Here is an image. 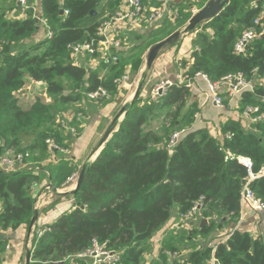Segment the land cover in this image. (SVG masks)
<instances>
[{"label": "trees", "instance_id": "trees-1", "mask_svg": "<svg viewBox=\"0 0 264 264\" xmlns=\"http://www.w3.org/2000/svg\"><path fill=\"white\" fill-rule=\"evenodd\" d=\"M0 1L5 6L0 8V153L27 155L25 161L38 153L45 160L50 155L47 140L59 146L61 152L68 149L66 140L70 138L58 122L57 112L53 115L54 106L67 112V107L80 106L81 99L99 89L107 97L98 102L109 104L117 93V81L130 69L135 73L145 49L137 46L115 53L118 63L91 71L76 66L71 59L70 47L98 45L100 26L115 17L122 0H107L104 5L103 0H27L28 8H22L21 20L9 19L7 13L16 7ZM186 1L181 0L180 5ZM253 1L231 0L223 14L202 25L194 41L197 50L191 55V62H179V68L186 69L187 80L201 74L214 83L237 73L247 80L264 79V40H254L244 57L233 53L234 44L242 32L254 26L255 20L261 23L258 33L264 28V0H257L256 7ZM37 3L40 19L52 37L24 45L37 28ZM180 5L168 27L153 33L147 47L187 24L192 14ZM196 7L201 9L202 2ZM60 11H67V15H60ZM208 29L215 34L213 37L205 34ZM29 83H41L43 90L32 94L33 102L21 105L19 92ZM190 97L187 84L172 85L155 100L136 97L118 130L89 164L82 184L72 196V209L46 226L42 235L38 234L43 229L35 228L29 264H76V257L94 242L119 252V264H143L145 244L169 221L173 206H177L179 216H184L198 201L199 217L207 221V226L192 229L189 236L208 235L227 223L236 225L239 197L248 176L237 158L249 159L254 174L264 169V122L245 131L238 123L228 121L221 126L223 140L219 141L206 131L192 129L197 105ZM247 106L264 113L263 88L256 86L253 93L241 95V111ZM83 117L77 114L71 118L70 126L77 133ZM63 133L68 135L62 137ZM27 134L30 142L24 146ZM175 134L180 136L172 146ZM227 134L229 139L224 138ZM39 171H0V232L29 227L35 212L33 187L46 179L54 189H62L68 178L79 173L70 162L49 168L48 177ZM250 188L264 202V177L252 182ZM163 250L171 255L177 252L166 241ZM160 256L161 264H264V243L236 229L214 251L193 250L182 262Z\"/></svg>", "mask_w": 264, "mask_h": 264}, {"label": "crops", "instance_id": "crops-1", "mask_svg": "<svg viewBox=\"0 0 264 264\" xmlns=\"http://www.w3.org/2000/svg\"><path fill=\"white\" fill-rule=\"evenodd\" d=\"M5 1L7 6L9 2L11 3L10 6L16 7V9L10 10L7 13V17L9 19L21 20L24 18V10L18 6L16 0ZM191 1L192 0H187L184 4L180 5L181 0H141L142 5L147 12L153 8H156L158 5L161 6V8L166 9L167 16L164 19L147 22L144 17L134 20L125 18L127 6L125 4V0H122V5L115 17L106 20V22L110 23V27L107 30V36L111 40L118 41L120 43V46L117 48L110 47L109 52L113 54L119 53L121 51L127 52L137 46L145 49L141 64L136 68L135 73H131L130 69L125 75L127 79L128 77L133 78L130 82H132V80L134 81L136 77H139L135 89L129 93L127 91L123 98H121L120 102L115 99L109 104L101 105L98 101H94L96 107L90 105L89 103L83 102L84 107L82 109L85 111V113L83 115L84 117L81 125L78 128V137L73 139L75 137L72 138V135H70L71 139L69 141L71 145L67 144L68 149L64 150V152H51L50 147L46 145L50 151V155L47 156L43 162L37 163L34 160L31 162L28 161L27 163L25 162L24 166L19 168L17 171H28L29 169H32L34 172H38L39 170H42L39 172H42L48 177L49 174L47 170L49 168H57L66 162H70L74 166H77L79 172L84 164H91L104 148L105 144H103L101 147L98 146L105 134V131L112 122H110V116L113 114L115 107H118L120 104V106L123 107L126 103L130 102L134 96L133 93H135L145 70V67L143 69L142 66V63L144 62L143 59L145 60L148 50L150 47H152H147V44L152 39L153 33H156V31L160 32L165 29V27H168V22H170L169 19L172 18V14L178 8V5L181 6V9L184 6H187L190 11L192 10V15L200 10L196 6H192V4L189 5V2ZM195 1L196 4L203 2V7L208 2V0ZM106 2L107 0H103L102 5H104ZM4 7L5 6L0 1V8ZM38 7L39 4L37 3L34 10L36 16L40 17L41 14ZM261 12V20H263L262 22L264 26V5L262 6ZM204 24L205 23L199 25L193 32L181 36L176 45L160 52L152 64L151 71L148 72L139 96L143 100L150 98L152 91L161 83H170V87L175 84H187L191 91V97L189 100H192L196 103L197 111H199V116L194 119L192 129L206 131L213 138L222 141L223 135L221 134V126L225 125L228 121H234L238 123L245 131H250L252 124H250L249 120L242 114L240 107L241 96L227 99L223 109L216 108L207 100V82L203 78L197 77L196 75H194L191 80H187L185 77L186 69L179 68L180 61L191 62V55L195 52V50H197L194 41L197 34L202 31V25ZM183 28L179 30H182ZM205 34H207L209 37H213L215 35L211 29L206 30ZM46 40V28L41 20H37V28L35 33L30 39L25 41L24 45L45 42ZM103 55L104 52L98 50L91 57L86 55H79L76 57L74 56L72 61L76 66L83 67L85 69L88 68L90 69L88 71H91L102 67L99 62L102 60ZM251 80L254 82L255 87L259 86L264 89V79L253 77ZM130 84L122 82L118 84L117 89H127L128 87L132 86V83ZM27 86H29V88H27L26 91H30V95L36 92L34 87H36L37 84L29 83ZM262 117L264 122V113L262 114ZM65 119L70 126L71 117L67 116ZM121 119L122 117L120 120ZM117 130L118 128L116 131ZM112 134L110 135L109 139L112 137ZM2 146L3 144L0 142V148H2ZM4 155L11 156L12 153L7 152L4 153ZM40 164L43 165L42 168L40 167L41 169L39 168ZM36 168H38V171L35 170ZM49 185H51V183L45 179L41 184L33 187L31 190V193L35 197L34 210L37 213V221L33 226L30 235H28V228L15 232H0V247L5 249L3 255L0 256V264H25V253L31 250V240L35 228L37 227L41 230L44 229L46 226L54 223L62 214L67 213L70 211V209H72L74 205L72 195H59L57 192L60 193V191L55 193L53 191V187H51L53 189L47 188ZM64 193H67V191ZM171 210L172 211L170 213L169 221L165 223V225L158 231V239H156L155 232L148 241L149 244L147 248V251L148 249L151 250L154 255L156 254V256H158V254L165 255L167 260H176L178 262H182L188 258L192 250H202L206 248V245L208 246L207 249L214 251L216 245L226 240V238L236 229L247 232L254 239L259 238L264 243L263 212H253L247 208L241 209L239 207V216L236 225L228 223L224 224L221 229H214L211 236L206 237L207 235L201 234H196L194 236H182L184 231H187L189 234L192 229H201L207 225L205 224L202 226L203 219L200 217H197L194 220L181 221L177 206H173ZM165 237H169V240H167L168 242L166 243L173 245V242H175V245L172 247L178 251L177 258L175 254L171 255L166 250H163V242L166 241ZM180 245L186 246L184 248H179ZM147 251L144 257L146 256ZM146 257H148L146 258L147 263H150L154 259L149 255ZM76 258V261H78L76 264H92V260L89 258ZM71 264L75 263L72 262Z\"/></svg>", "mask_w": 264, "mask_h": 264}, {"label": "built area", "instance_id": "built-area-1", "mask_svg": "<svg viewBox=\"0 0 264 264\" xmlns=\"http://www.w3.org/2000/svg\"><path fill=\"white\" fill-rule=\"evenodd\" d=\"M256 1H253V7H256ZM17 4L20 5L21 8L27 9V0H16ZM125 4L127 6V12L125 13V18L128 19H139L144 17L147 22H153L157 20L164 19L166 14L165 8H153L149 12L145 10L142 5L141 0H125ZM63 15H67V11H63ZM37 20H41L43 25L45 26L44 20L40 19V17L34 16ZM254 26L246 29L242 32L241 36L238 38L233 47V53L237 56H246L248 47L251 43L256 40L260 35L264 34V28L262 32H257V27L261 24L259 20H255L253 22ZM110 27L109 22H104L99 30L98 35L101 38V41L95 46L93 43H87L78 46H72L69 48L72 57L79 55L93 56L98 50L104 52L102 60L99 62L101 66L110 67L118 63V58L115 54L109 52L110 47L117 48L120 46L118 41L111 40L107 36V30ZM46 28V38L47 40L52 37L51 31ZM98 64V65H99ZM98 67V66H97ZM197 77L203 78L207 82V100L212 103L216 108L223 109L225 107L227 99H231L234 97H240L245 92L253 93L254 91V82L252 80H247L241 73H237L234 75L227 76L220 81L211 83L209 82L205 76L201 74H196ZM126 76H123L121 80L117 81V85L126 82ZM166 83H161L157 88H155L151 93V100H155L158 96H160L164 90L163 87ZM170 84V83H169ZM162 91L161 94L159 92ZM107 94L102 89H99L97 92L89 94L87 98L92 101H98L102 98H106ZM242 114L245 118L249 120L250 124H257L263 122L262 114H259L258 108L247 106L243 109ZM62 128L68 132V134L76 135L77 131L74 127L69 126L67 120L61 119ZM180 134H175L172 137L171 145L174 146L177 142ZM224 138L229 139L230 135L227 134ZM46 145L50 147V150L58 151V147L54 145L50 140L46 141ZM27 158V155L23 154H13L11 156L4 155L0 153V171H3L7 174L16 172L19 168L24 166V161ZM232 158V157H231ZM237 161L241 164L247 171L248 176L244 180L242 185V190L239 197V206L241 209L247 208L253 212H263L264 213V202H261L256 198L255 194L250 188V184L255 180L264 177V169L256 174L251 172V161L245 157H238ZM35 170L38 171V168ZM33 171L29 169L28 172ZM78 174H73L70 178H68L62 189L69 191L75 188L77 182ZM52 186L49 185L47 188L50 189ZM201 208V202L198 201L194 207L184 216H180L181 221H189L194 220L199 217V211ZM46 229H43L39 232V236L45 232ZM230 236V235H229ZM228 236V237H229ZM227 237V238H228ZM226 238V239H227ZM225 241V240H224ZM223 241V242H224ZM78 258H89L92 260V264H119L120 263V253L109 251L105 249L104 244H99L94 242L89 249L85 252L77 256Z\"/></svg>", "mask_w": 264, "mask_h": 264}, {"label": "water", "instance_id": "water-1", "mask_svg": "<svg viewBox=\"0 0 264 264\" xmlns=\"http://www.w3.org/2000/svg\"><path fill=\"white\" fill-rule=\"evenodd\" d=\"M230 1L231 0H208V2L204 5V7H202L200 10H198L195 14H193L191 16V18L188 20L186 26L182 29V30H177L176 32H174L173 34H171L170 36H168L167 38H165L164 40L156 43L155 45H153L152 47H150V49L147 52V64L142 76V79L134 93V96L132 98V100L128 103H126L121 109L120 111L117 113L116 117L114 118V120L111 122V124L108 126L107 130L105 131V134L103 136V138L100 141V144L98 147H101L103 144H105L110 135L116 131V129L119 126V119L123 116V119L125 117V114L129 108V106L131 105V103H133V101H135L136 97L139 95V93L141 92L142 88H143V84L145 82V79L148 75V72L151 69V66L154 62V60L158 57V55L160 54L161 51L170 48L172 46H174L175 44L178 43L179 39L181 36H184L186 34H189L191 32H193L197 26L206 23V22H210L214 19H216L218 16H220L221 14L224 13L225 9L230 5ZM18 6L20 7V5L18 4ZM93 13H91L92 15ZM60 15H63V11H60ZM257 40H264V34L260 35ZM170 87V84H165V86L163 87V90H166ZM162 91L159 92V94L162 93ZM44 93V92H43ZM89 164L86 163L84 164V166L82 167V169L79 172L78 178H77V182H76V186L73 190H71L70 192L64 193V192H57L55 189H53V191L59 195H75L77 189L80 187V185L82 184L83 178L86 174V170L88 168ZM37 221V213L36 211L34 212L33 218L31 219V222L29 224L28 227V235H30L31 230L33 228V226L35 225ZM207 224L206 220L202 221V226ZM30 263V252L27 251L25 253V264H29ZM52 264H64L63 262L61 263H52Z\"/></svg>", "mask_w": 264, "mask_h": 264}, {"label": "rangeland", "instance_id": "rangeland-1", "mask_svg": "<svg viewBox=\"0 0 264 264\" xmlns=\"http://www.w3.org/2000/svg\"><path fill=\"white\" fill-rule=\"evenodd\" d=\"M203 3V2H202ZM190 4H192V6H196V1L195 0H192L191 2H189V5ZM189 10V8L186 6V7H184V11L186 12V11H188ZM190 11V10H189ZM190 13L192 14V10L190 11ZM143 63H142V66H143V69H144V67H146V64H147V58L145 57V60L143 59ZM152 67V66H151ZM86 70H90V69H88V68H86ZM150 71H151V69H150ZM149 71V72H150ZM134 75V74H133ZM131 79H133V78H129L128 77V79L126 80V83L127 84H130V83H132V86H130V87H128L127 89H117V93H116V95L114 96V97H111V101H113V100H117L118 102H120V100H121V98H123V96L127 93V91H128V93L130 92V91H132V90H134L135 89V87H136V85H137V83H138V80H139V77L137 78L136 77V79H134V81L132 80V82H130L131 81ZM131 85V84H130ZM149 86V85H148ZM27 88H29V86H26V87H24L22 90H21V92H19V104H21V105H27L28 103H31V102H33V96L32 95H30V91H26L27 90ZM35 88V90L36 91H38V90H43V84H41V83H37V86L36 87H34ZM134 94V93H133ZM133 96V95H132ZM126 98V97H125ZM107 99H109V98H107ZM49 100H51V98L50 97H48L47 98V101H49ZM81 100H83L82 102H81V105L80 106H78L79 104H76V105H73V106H71V107H67V112L66 111H64V109H63V107H61V106H58V105H56V106H54V108H55V110L54 111H52V113H53V115L57 112V116H56V118H57V120H58V122H60V120L61 119H64V118H66L67 116H69V117H71L72 118V116L73 115H77V114H81L82 116L84 115V113H85V111L82 109L84 106H83V102H85V103H89L90 105H92V106H95V102L94 101H92V100H89V99H87V98H83V99H81ZM49 102H51V101H49ZM119 104V103H118ZM121 105V104H120ZM120 105H118V107L116 106L115 107V109H114V111H113V114L110 116V122L111 121H113L114 120V118L116 117V115H117V113L120 111V109L122 108ZM96 107V106H95ZM68 108H69V110H68ZM75 108V110L74 111H72L73 109ZM80 110V111H79ZM72 111V112H71ZM199 116V111H197V109H196V113H195V119L197 118ZM120 120V119H119ZM122 120H123V116H122V119L119 121V124L122 122ZM110 122H109V124H110ZM108 124V125H109ZM78 134V133H77ZM72 135V134H69V136L70 135H72V138L73 137H75V138H73V139H76V137H78V135ZM65 135H68L67 133L66 134H64L63 133V135H62V137L63 136H65ZM29 136V134H27V136L26 137H24V142H23V145L25 146V145H27V144H29V142H30V138L28 137ZM66 137V136H65ZM71 139V136H70V138H69V140ZM52 142V141H51ZM66 144H70V141H67L66 140ZM71 145V144H70ZM59 147V146H58ZM59 149L61 150V148L59 147ZM59 150V151H60ZM58 152V151H57ZM64 152V151H63ZM35 158H38V160H37V163L38 162H43L44 161V159L43 158H41V157H39V155H38V153H35L34 155H33V158H31V160H28V161H35ZM28 159V158H27ZM28 161H25L26 163L28 162ZM41 166H39V167H42V164H40ZM73 190V189H72ZM56 191H60V192H65L66 190H64V189H56ZM70 191V190H69ZM68 192V191H67ZM172 211V210H171ZM159 231V230H158ZM156 232L155 234H156V239H158V236H159V232ZM214 231V230H213ZM213 231L210 233V234H208L206 237H209V236H211V234L213 233ZM189 234L187 233V231H184V233H182V236H188ZM165 239H166V242H168L167 240H169V237H165ZM148 244H149V242H147L146 244H145V246L148 248ZM173 245H175V242H173ZM172 245V246H173ZM186 245H180L179 246V248H184ZM206 248H208V246L206 245ZM195 250V249H194ZM193 251V250H192ZM5 252V249L4 248H1L0 247V256H2L3 255V253ZM147 255H149V256H152L154 259L150 262V263H147V259L146 258H148V257H146ZM176 258L178 257V251L176 252ZM146 256L144 257V263L143 264H160V258H161V256L158 254V256H156V254L154 255L153 254V252L151 251V250H149L148 249V251H147V254H146Z\"/></svg>", "mask_w": 264, "mask_h": 264}]
</instances>
